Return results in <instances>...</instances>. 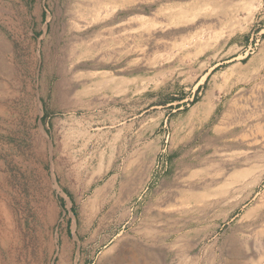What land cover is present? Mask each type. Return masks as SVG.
<instances>
[{
  "label": "rangeland",
  "instance_id": "1",
  "mask_svg": "<svg viewBox=\"0 0 264 264\" xmlns=\"http://www.w3.org/2000/svg\"><path fill=\"white\" fill-rule=\"evenodd\" d=\"M0 264H264V0H0Z\"/></svg>",
  "mask_w": 264,
  "mask_h": 264
},
{
  "label": "trees",
  "instance_id": "2",
  "mask_svg": "<svg viewBox=\"0 0 264 264\" xmlns=\"http://www.w3.org/2000/svg\"><path fill=\"white\" fill-rule=\"evenodd\" d=\"M174 100L175 99H171V100L167 101L166 104H168L170 102H173ZM196 101H197V97H194L189 103H194ZM177 107H179V106H177ZM45 117H46V115H43L41 120H44ZM171 159H172V155L171 154H168L167 155V162L170 163L171 162ZM166 171H170V167L169 168H166Z\"/></svg>",
  "mask_w": 264,
  "mask_h": 264
},
{
  "label": "bare ground",
  "instance_id": "3",
  "mask_svg": "<svg viewBox=\"0 0 264 264\" xmlns=\"http://www.w3.org/2000/svg\"><path fill=\"white\" fill-rule=\"evenodd\" d=\"M251 175V174H250Z\"/></svg>",
  "mask_w": 264,
  "mask_h": 264
},
{
  "label": "built area",
  "instance_id": "4",
  "mask_svg": "<svg viewBox=\"0 0 264 264\" xmlns=\"http://www.w3.org/2000/svg\"><path fill=\"white\" fill-rule=\"evenodd\" d=\"M167 163V162H166Z\"/></svg>",
  "mask_w": 264,
  "mask_h": 264
},
{
  "label": "crops",
  "instance_id": "5",
  "mask_svg": "<svg viewBox=\"0 0 264 264\" xmlns=\"http://www.w3.org/2000/svg\"><path fill=\"white\" fill-rule=\"evenodd\" d=\"M170 172V171H169Z\"/></svg>",
  "mask_w": 264,
  "mask_h": 264
}]
</instances>
